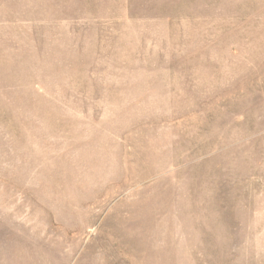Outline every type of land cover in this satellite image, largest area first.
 I'll return each instance as SVG.
<instances>
[{"label": "rangeland", "instance_id": "1", "mask_svg": "<svg viewBox=\"0 0 264 264\" xmlns=\"http://www.w3.org/2000/svg\"><path fill=\"white\" fill-rule=\"evenodd\" d=\"M0 264H264V0H0Z\"/></svg>", "mask_w": 264, "mask_h": 264}]
</instances>
